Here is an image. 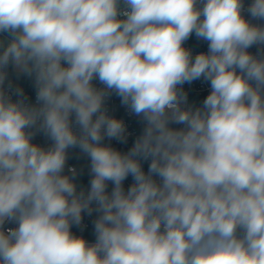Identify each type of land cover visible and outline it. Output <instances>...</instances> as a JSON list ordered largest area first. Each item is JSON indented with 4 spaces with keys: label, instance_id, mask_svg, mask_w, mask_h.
Instances as JSON below:
<instances>
[{
    "label": "clouds",
    "instance_id": "obj_1",
    "mask_svg": "<svg viewBox=\"0 0 264 264\" xmlns=\"http://www.w3.org/2000/svg\"><path fill=\"white\" fill-rule=\"evenodd\" d=\"M253 21L264 0H0V264H264ZM193 34L206 52L185 47ZM196 80L210 84L200 104L183 88ZM113 94L143 125L126 153L104 143L129 135ZM93 213L89 243L72 228Z\"/></svg>",
    "mask_w": 264,
    "mask_h": 264
},
{
    "label": "built area",
    "instance_id": "obj_2",
    "mask_svg": "<svg viewBox=\"0 0 264 264\" xmlns=\"http://www.w3.org/2000/svg\"><path fill=\"white\" fill-rule=\"evenodd\" d=\"M250 3V0H245V4L247 5ZM253 23H259L264 24V21H253ZM185 47L190 48L192 50L193 56L199 52H206L208 45L207 42L198 40L193 34L186 42ZM250 52L253 54L257 53V46H253L249 49ZM10 72V78L14 81V83H18L21 85L25 93L32 99L34 102L35 100V91L33 87V83L31 79L27 77H21L18 81L16 79L15 73ZM97 87H100L98 81H94ZM184 90L188 93L189 102H197V104L202 103L203 99L208 95L210 91V84L208 82H205L203 80H196L193 81L191 84L185 83L183 85ZM106 107L108 109V112L110 115L122 119L127 127L128 130V138L127 143H119L115 139L108 140L105 139L104 143L110 144L117 150L121 152H128L131 147L134 145L135 139L141 134L143 125L138 117L135 115H132L128 112L125 106H123L120 102V98L113 94L107 101H106ZM174 127H180L179 125H173ZM37 143H40L41 145L47 146L50 141L46 140L42 135H38L35 138V141ZM68 166H74V167H83V175H82V182L85 185V188L78 187V190L84 189L88 190L90 185L89 181L91 179L90 175L88 174V161L87 158L82 156L80 153V150L78 148L76 149H69V159H68ZM150 161H142V166L145 171H147L148 164ZM132 178L129 177L124 182L125 189L132 183ZM109 191L111 190V185H109ZM96 216V213H93L92 216L85 215L83 222L81 226H73L72 231L76 235H82L86 240H88L89 243H92L95 241V236L93 234V223ZM15 225H6V227H14Z\"/></svg>",
    "mask_w": 264,
    "mask_h": 264
},
{
    "label": "water",
    "instance_id": "obj_3",
    "mask_svg": "<svg viewBox=\"0 0 264 264\" xmlns=\"http://www.w3.org/2000/svg\"><path fill=\"white\" fill-rule=\"evenodd\" d=\"M77 185H78V187H80V188H85V185H84L83 182H82V175H81L80 178L78 179V181H77Z\"/></svg>",
    "mask_w": 264,
    "mask_h": 264
},
{
    "label": "rangeland",
    "instance_id": "obj_4",
    "mask_svg": "<svg viewBox=\"0 0 264 264\" xmlns=\"http://www.w3.org/2000/svg\"><path fill=\"white\" fill-rule=\"evenodd\" d=\"M6 35V34H5ZM10 71H11V69H9ZM12 72V71H11ZM195 103H197V102H195Z\"/></svg>",
    "mask_w": 264,
    "mask_h": 264
}]
</instances>
